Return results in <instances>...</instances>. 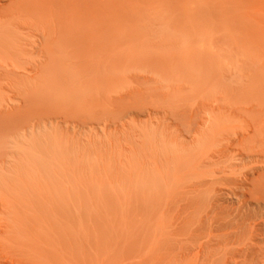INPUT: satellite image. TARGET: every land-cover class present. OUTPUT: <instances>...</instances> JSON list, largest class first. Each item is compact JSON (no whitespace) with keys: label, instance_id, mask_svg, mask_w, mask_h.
<instances>
[{"label":"rangeland","instance_id":"374dc122","mask_svg":"<svg viewBox=\"0 0 264 264\" xmlns=\"http://www.w3.org/2000/svg\"><path fill=\"white\" fill-rule=\"evenodd\" d=\"M57 1L0 0V264H264L252 181L167 171L264 115V0Z\"/></svg>","mask_w":264,"mask_h":264},{"label":"bare ground","instance_id":"6f19581e","mask_svg":"<svg viewBox=\"0 0 264 264\" xmlns=\"http://www.w3.org/2000/svg\"><path fill=\"white\" fill-rule=\"evenodd\" d=\"M63 1L64 0H58L57 2L62 5ZM73 4L74 7H76L75 0H73ZM72 9L76 10V8ZM236 103L235 105H233V103L231 104L233 105L231 109V106H229V108H227V106H224L225 108L220 107L219 109H230L229 121L240 124L242 127L232 129L230 128V126H223L221 127L223 129H220L219 131H216L212 133V135H210V137H212L209 139L210 141L208 140V143L207 141H205L207 139L202 138L201 141H203L204 151L200 155V157L195 160L192 168L190 169L191 173L187 175H181L180 172H183V170L179 169L180 166L176 160L173 169L167 170L170 173L168 177L170 175L174 176L173 179L175 181L189 178L190 184L188 186L191 188L190 192L197 195L196 197L198 198L197 200L199 202L205 201V199H207V194L212 193L217 184L227 182L229 184L238 185L239 182L252 181V185L255 189L252 194V199L258 202V210L251 217V219L253 218L252 220L254 221L255 225L253 227L251 236L253 244H251L255 246V248H259L260 252H262L264 249V115L261 113H257L255 107L252 105L247 106L238 104V106H236ZM178 109L181 110L180 108ZM183 111H185L184 108ZM171 113L173 115V113L176 112ZM189 118H186V120L182 118L183 122L190 120ZM177 120L179 122L181 119L177 118ZM184 124L185 123H183V125ZM194 127H191L193 128V130H191L190 128L189 131L191 133L187 131V127V134H193L192 132L196 129ZM158 169H156V176H158V178L165 177L161 174V170L158 171ZM162 171L165 170L163 169ZM238 176H241L244 180L238 179Z\"/></svg>","mask_w":264,"mask_h":264}]
</instances>
